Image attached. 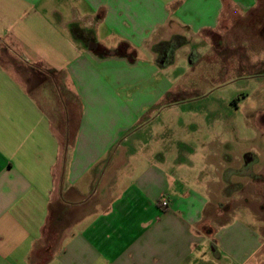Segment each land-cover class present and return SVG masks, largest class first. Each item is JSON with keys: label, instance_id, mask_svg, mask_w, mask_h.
<instances>
[{"label": "crops", "instance_id": "obj_1", "mask_svg": "<svg viewBox=\"0 0 264 264\" xmlns=\"http://www.w3.org/2000/svg\"><path fill=\"white\" fill-rule=\"evenodd\" d=\"M257 5L0 0V264H264L258 210L239 204L220 221L243 177L264 178V147L237 163L193 144L203 134L182 116L187 133L154 129L164 113L152 111L173 93L176 51L221 27L236 47L223 18ZM247 39L264 55V33Z\"/></svg>", "mask_w": 264, "mask_h": 264}, {"label": "rangeland", "instance_id": "obj_2", "mask_svg": "<svg viewBox=\"0 0 264 264\" xmlns=\"http://www.w3.org/2000/svg\"><path fill=\"white\" fill-rule=\"evenodd\" d=\"M223 19L222 25L231 28V33L235 34L236 47H229V39L223 36V27L217 30L222 35H211V38L197 36L192 40L194 42L181 46L167 68L173 93L166 103L158 104L152 110L156 114L160 111L164 113L163 118L155 120L153 128L158 130L161 123H170L172 128L187 133L178 122L182 116L189 132L202 130L194 135L202 133L199 138H203L198 141L194 137L193 144H204L207 148H230L235 151L231 159L237 161L241 159L242 150L264 147V55L261 43L251 48L247 39V35L264 33V0H260V5L249 15L233 12L232 16ZM193 47L200 55L195 64L192 57L189 58ZM191 61L194 65H190ZM195 113H199L197 119L191 115ZM240 167L242 172L246 170L245 166ZM257 177H243L245 182L238 184L241 199L226 200L222 204L228 210L220 221L228 218L230 208L244 203L258 210V219L264 220V178ZM67 225L68 219L63 220L62 217L58 221L54 218L46 231L45 240L56 242ZM42 242L44 244L45 241Z\"/></svg>", "mask_w": 264, "mask_h": 264}, {"label": "trees", "instance_id": "obj_3", "mask_svg": "<svg viewBox=\"0 0 264 264\" xmlns=\"http://www.w3.org/2000/svg\"><path fill=\"white\" fill-rule=\"evenodd\" d=\"M73 31L76 32V27H73ZM174 42H176V41L174 40ZM178 43L179 42L175 43V45H178ZM116 53H125V52H121V51L118 50Z\"/></svg>", "mask_w": 264, "mask_h": 264}, {"label": "built area", "instance_id": "obj_4", "mask_svg": "<svg viewBox=\"0 0 264 264\" xmlns=\"http://www.w3.org/2000/svg\"><path fill=\"white\" fill-rule=\"evenodd\" d=\"M162 205H163V206H168V200H167V199H164V200L162 201Z\"/></svg>", "mask_w": 264, "mask_h": 264}]
</instances>
